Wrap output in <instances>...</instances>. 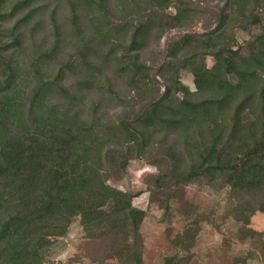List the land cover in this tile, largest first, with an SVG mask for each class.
<instances>
[{"label": "trees", "instance_id": "1", "mask_svg": "<svg viewBox=\"0 0 264 264\" xmlns=\"http://www.w3.org/2000/svg\"><path fill=\"white\" fill-rule=\"evenodd\" d=\"M196 1L0 0V264H43L76 218L144 264L146 212L109 182L134 159L165 210L205 181L264 212V0Z\"/></svg>", "mask_w": 264, "mask_h": 264}, {"label": "rangeland", "instance_id": "2", "mask_svg": "<svg viewBox=\"0 0 264 264\" xmlns=\"http://www.w3.org/2000/svg\"><path fill=\"white\" fill-rule=\"evenodd\" d=\"M202 24L200 20L194 29L200 30ZM43 34L39 32L40 37ZM173 34L174 30L168 32L160 46ZM236 36L240 42L249 38L241 30L236 31ZM158 53L159 47L153 45L145 55L156 59ZM207 62L211 63V59ZM181 81L194 88L189 70L182 71ZM156 172L148 159H134L122 177L109 180L133 193V206L146 212L139 229L144 264H163L170 256L180 264H264V212L249 213L240 196L228 186L205 181L191 182L179 189L165 210L159 200L151 199L147 185ZM129 261L126 250L118 243L89 239L79 218L71 223L66 235L51 238L42 253L43 264H130Z\"/></svg>", "mask_w": 264, "mask_h": 264}]
</instances>
